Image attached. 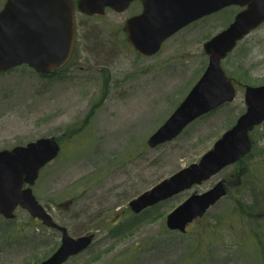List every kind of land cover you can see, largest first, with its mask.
I'll list each match as a JSON object with an SVG mask.
<instances>
[{
    "label": "rangeland",
    "instance_id": "obj_1",
    "mask_svg": "<svg viewBox=\"0 0 264 264\" xmlns=\"http://www.w3.org/2000/svg\"><path fill=\"white\" fill-rule=\"evenodd\" d=\"M141 10L139 2L99 15L77 10L71 63L52 76L27 64L1 73L0 149L43 136L60 141V154L41 170L34 192L71 235L95 234L64 264H264V122L242 159L140 213L129 207L143 191L197 162L244 112L245 85L264 84V22L222 61L237 84L235 99L152 147L150 135L205 71L204 42L227 25L229 9L182 28L153 55L127 39L125 21ZM219 180L227 194L203 217L186 232L168 228V213ZM60 242V232L38 224L25 208L13 219L0 214V264H37Z\"/></svg>",
    "mask_w": 264,
    "mask_h": 264
},
{
    "label": "water",
    "instance_id": "obj_2",
    "mask_svg": "<svg viewBox=\"0 0 264 264\" xmlns=\"http://www.w3.org/2000/svg\"><path fill=\"white\" fill-rule=\"evenodd\" d=\"M134 0H78V10L92 15L112 8L122 12ZM143 9L125 21L128 40L143 55L158 52L163 42L177 31L226 5H247L235 20L204 42L208 65L167 120L150 135L148 144L155 147L177 137L198 117L226 102L233 101L237 85L229 77L222 61L253 29L264 22V0H141ZM77 37L74 0H6L0 10V73L21 64L49 74L69 59ZM246 108L236 122L226 129L197 162H193L162 179L129 201L139 213L149 206L201 183L227 165L246 156L253 148L251 132L264 122V84L245 85ZM61 152L54 136H43L10 149H0V214L14 218L18 207L28 210L49 227L62 230L59 247L37 264H63L69 257L85 250L95 234L77 237L54 220L38 200L33 186L41 169ZM227 194L219 180L203 192L190 194L167 215V226L186 231L187 225L202 217Z\"/></svg>",
    "mask_w": 264,
    "mask_h": 264
},
{
    "label": "flooded vegetation",
    "instance_id": "obj_3",
    "mask_svg": "<svg viewBox=\"0 0 264 264\" xmlns=\"http://www.w3.org/2000/svg\"><path fill=\"white\" fill-rule=\"evenodd\" d=\"M135 2H139L140 4H141V6H142V9H143V3H142V1L141 0H134V1H132L131 2V5L133 4V3H135ZM75 3H76V5H77V3H78V0H75ZM247 7V5H241V4H239V3H233V4H230V5H226V6H224V7H222V8H220V9H218V10H216V11H213V12H211V13H209V14H206V15H204V16H202V17H200L199 19H197V20H195V21H193L192 23H194V22H196V21H200V20H203V19H205V18H208V17H210V16H212V15H214V14H217V13H220V12H222L223 10H228L229 9V12H228V18H229V22L227 23V25L226 26H224L221 30H223V29H225L226 27H228L234 20H235V18H236V15L240 12V11H242L243 9H245ZM142 11V10H141ZM140 11V12H141ZM139 12V13H140ZM136 14H138V13H136ZM136 14H133V15H136ZM94 15H97V14H94ZM132 15V16H133ZM192 23H190V24H192ZM188 26V25H187ZM186 27V26H185ZM184 28V27H183ZM220 30V31H221ZM219 31V32H220ZM217 34V33H216ZM127 39H128V32H127ZM129 41V40H128ZM130 42V41H129ZM130 44H132L131 42H130ZM133 45V44H132ZM76 47H77V38H76V42H75V46H74V49H73V52H72V54H71V56H70V58H69V60L67 61V63L65 64V65H67V64H69V63H71V61L72 60H74V58H75V53H76ZM64 65V66H65ZM57 71H54L53 73H51L50 75L52 76V75H54V73H56ZM50 212V211H49ZM51 213V212H50ZM52 214V213H51ZM53 216V215H52ZM54 218V217H53ZM35 219L38 221V224H40L41 226L43 225V226H45L43 223H42V221H41V219H39V218H37V217H35ZM193 223V222H192ZM192 223H190V224H192ZM189 224V225H190ZM189 225H188V227H189ZM49 228H51V229H53V230H56V231H58V232H60L61 233V237H62V234H63V232H62V230H60L59 228H57V227H49ZM83 235V234H82ZM79 236V235H78ZM61 243V242H60ZM60 245V244H59Z\"/></svg>",
    "mask_w": 264,
    "mask_h": 264
},
{
    "label": "trees",
    "instance_id": "obj_4",
    "mask_svg": "<svg viewBox=\"0 0 264 264\" xmlns=\"http://www.w3.org/2000/svg\"><path fill=\"white\" fill-rule=\"evenodd\" d=\"M44 76H51V75H44ZM251 135H252V133H251ZM256 239L258 240V242H260V238H259V235H257V233H256Z\"/></svg>",
    "mask_w": 264,
    "mask_h": 264
}]
</instances>
